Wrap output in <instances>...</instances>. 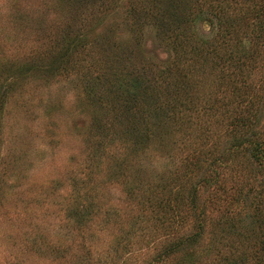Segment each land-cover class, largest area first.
I'll use <instances>...</instances> for the list:
<instances>
[{"label": "trees", "instance_id": "trees-1", "mask_svg": "<svg viewBox=\"0 0 264 264\" xmlns=\"http://www.w3.org/2000/svg\"><path fill=\"white\" fill-rule=\"evenodd\" d=\"M111 1L52 0L62 17L79 13L81 28H61L43 55L38 47L14 52L21 40L5 50L16 27L0 24V137L16 102L25 107L33 89L62 81L89 121L59 237L35 238L31 249L53 264H264V79L252 78L264 48V0H128L130 31L152 26L173 53L162 66L133 61L135 50L113 47L104 34L92 46L93 23L84 25L112 10ZM202 12L215 20L205 40L190 30ZM43 102L52 123L61 103ZM16 165L0 163V213L17 187L6 178L21 176ZM235 170L253 180L236 195L226 188ZM116 187L122 202L104 210L102 195ZM214 209L219 219L210 218Z\"/></svg>", "mask_w": 264, "mask_h": 264}, {"label": "rangeland", "instance_id": "rangeland-1", "mask_svg": "<svg viewBox=\"0 0 264 264\" xmlns=\"http://www.w3.org/2000/svg\"><path fill=\"white\" fill-rule=\"evenodd\" d=\"M198 3L201 4L202 0ZM53 4L52 0H0V24L12 22L14 28L16 27L9 33L10 35L4 37V49L12 50L14 45L17 46L22 42L15 47L14 52L21 55L29 47H38L41 50L38 53L43 55L45 49L50 46L51 40L58 36L61 28L66 25L76 29L81 28L78 21L79 13L62 17ZM110 5L112 10L99 15L97 18H100L99 20H91L90 24L84 25V27L91 26L93 23V29H88V31L92 30V46H96L93 40L98 44L97 39L94 38L104 34L112 41L113 47H126L131 52L130 49L135 50L136 58L133 60L135 62H140V57L147 58L160 66L171 62L173 53L161 43L155 28L144 26L138 36L130 31L133 28L127 26V22L125 23L123 19L125 11L130 6L128 0H112ZM201 15L200 20L191 26L190 30L194 29L195 34L205 40L213 37L216 32L215 20L203 12ZM98 22L101 24L95 26ZM21 25L26 27L30 25L31 29L27 28L22 34V31L19 32ZM17 32H19L18 36L15 37ZM19 40L21 41L17 43ZM35 40L38 42L36 43ZM261 44L264 47V38ZM262 49L259 52V67L256 73H252L254 80L264 79V48ZM50 55V52L46 54V56ZM65 85L66 82L62 81L40 91L33 89V95L25 101L28 103L25 107L24 102L18 101L16 104L14 102L13 111L2 128L0 163L10 160L18 164L16 170L17 173L21 172V176L6 178L7 183L17 187L3 202L0 213V264H53L47 258L38 256L31 249L29 242L41 238V241L47 243L59 237L57 231L62 224L63 197L69 189L67 177L72 174L69 173L70 169L74 168V155L79 153L82 147L79 133L84 132L89 123L88 118L77 108L74 91L69 90ZM47 97L52 103H61L62 107L53 112L52 123L44 118V109L41 106ZM18 150L19 152L23 150V154L16 153ZM226 182L228 193L234 195L239 190L245 191L253 185L250 176L247 177L245 172L242 174L236 170ZM121 198H123L122 192L116 187L105 192L100 201L105 210L106 207L112 208L114 204L121 203ZM219 214L220 210L214 209L209 215L215 220L219 219ZM243 218L248 220L246 217ZM243 230L242 223L241 232ZM111 231L116 234L117 228ZM88 237L100 240L99 245L103 243L102 238L95 236L94 233H89ZM207 242L208 240L204 239L201 246H206ZM98 259L101 260L100 257ZM212 263L213 259L210 257L201 261V264Z\"/></svg>", "mask_w": 264, "mask_h": 264}]
</instances>
